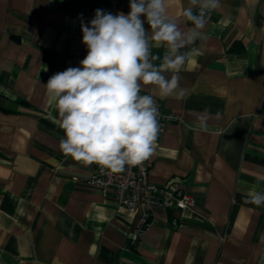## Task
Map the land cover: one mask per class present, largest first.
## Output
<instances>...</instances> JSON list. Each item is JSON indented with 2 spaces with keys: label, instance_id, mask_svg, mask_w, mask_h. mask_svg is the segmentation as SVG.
Here are the masks:
<instances>
[{
  "label": "crops",
  "instance_id": "1",
  "mask_svg": "<svg viewBox=\"0 0 264 264\" xmlns=\"http://www.w3.org/2000/svg\"><path fill=\"white\" fill-rule=\"evenodd\" d=\"M129 3L0 0V264H264V205L245 203L264 193V0H221L183 50L179 88L140 93L177 115L159 132L149 180L176 184L191 206L153 208L136 239L141 211L88 187L94 164L60 150L46 84L87 55L82 22L97 9L128 14ZM187 5L167 0L184 30Z\"/></svg>",
  "mask_w": 264,
  "mask_h": 264
},
{
  "label": "clouds",
  "instance_id": "2",
  "mask_svg": "<svg viewBox=\"0 0 264 264\" xmlns=\"http://www.w3.org/2000/svg\"><path fill=\"white\" fill-rule=\"evenodd\" d=\"M220 6L221 0H188L181 12L191 23L187 30L169 17L167 0H130L128 14L97 9L88 24L82 22L87 55L80 67L58 72L46 84L64 132L63 154L99 166L101 174L149 160L160 132L159 109L153 96L140 94L143 86H158L161 98L179 88L188 55L183 50L203 38L207 14ZM165 46L163 56L152 51ZM245 203L264 205V193H250Z\"/></svg>",
  "mask_w": 264,
  "mask_h": 264
},
{
  "label": "built area",
  "instance_id": "3",
  "mask_svg": "<svg viewBox=\"0 0 264 264\" xmlns=\"http://www.w3.org/2000/svg\"><path fill=\"white\" fill-rule=\"evenodd\" d=\"M159 109L160 131L168 121L177 119L174 113H168ZM151 166L150 160L139 166L128 167L122 173L112 174L106 171L101 174L99 166L93 165L86 185L105 195L111 191L119 205L130 211H141V217L136 228V239L141 238L148 226L151 210L155 207L168 209L186 208L193 204L191 195L183 191L176 184L157 185L149 180L148 173Z\"/></svg>",
  "mask_w": 264,
  "mask_h": 264
}]
</instances>
